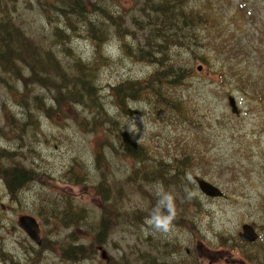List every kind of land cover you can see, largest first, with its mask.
Instances as JSON below:
<instances>
[{
  "label": "trees",
  "instance_id": "obj_1",
  "mask_svg": "<svg viewBox=\"0 0 264 264\" xmlns=\"http://www.w3.org/2000/svg\"><path fill=\"white\" fill-rule=\"evenodd\" d=\"M16 1L0 0V81L7 87L8 95L22 106L27 120L19 122L4 106L0 137L22 140L27 130H33V138L40 134L49 143V135L41 125L43 118L57 126L72 119L85 131L104 134L106 145L102 142L96 150V166L92 168V174L100 175V181L90 190L103 207L100 229L104 223L106 229L111 226L114 216L125 214L129 220L126 202L118 197L121 187H135L137 196L144 194L150 203L157 199V192L145 190V185L159 184L163 190L175 185L179 189L177 184L188 174H207L205 157L210 144L200 136V127L204 119L209 123L212 120L199 104L190 101L189 95H183L180 88L192 85L190 77L196 73L193 63L204 59L202 54L207 51L201 50L205 46L204 39L210 41L211 31L217 25V12L211 7L213 1L217 9L225 13V0H34L40 15L52 25L37 33L29 31L31 26L27 22H20ZM229 1L228 8L232 9V1ZM11 3L15 15L9 9ZM262 11L264 1L256 0L250 14L254 17L252 30L264 26ZM218 32H221L220 39L223 33L229 39L222 44L230 47L227 60L231 62L240 54L241 32L228 23L222 24ZM74 37H83L93 43L86 59L76 51ZM113 41L118 45V59L107 54L104 48ZM122 58L136 65L145 64L152 70L142 76L115 74L120 77L109 85L110 94H104L100 86L101 70L119 66ZM227 76L242 78L233 65L228 68ZM221 77H224L223 72ZM258 88L259 85L253 83L250 90L260 92ZM29 91L31 96L27 94ZM33 91L46 95L36 109L44 116L35 119L24 108L33 97ZM143 100L152 120L158 119L162 124L181 129L180 134H175L163 148L137 141L126 130L125 118L139 113L131 103ZM220 121L224 125L233 123L230 117H222ZM166 136L168 139L169 133ZM50 143L57 146L55 142ZM28 155L39 156L33 145ZM25 157L21 149L0 146V180L11 195L10 203L34 181L55 186V182L50 181L52 173L28 167L23 161ZM121 157L131 164L132 171L124 174V181H117L111 167L125 163ZM85 173L83 168L79 172L76 167L68 166L63 176L66 180L81 181ZM46 193L54 195L51 190ZM188 199L186 205H192V200ZM55 201L56 208L43 207V211L61 209L62 220L71 224L68 202L63 198H55ZM17 202L23 199L18 198ZM146 208L152 210L149 205ZM81 213L85 218L89 216L85 210L81 209ZM99 235L102 238L105 233L100 231ZM76 249L78 254L85 251L86 256L96 252V248L89 250L83 246ZM146 262L156 264L155 259ZM163 264L168 263L164 261Z\"/></svg>",
  "mask_w": 264,
  "mask_h": 264
},
{
  "label": "rangeland",
  "instance_id": "obj_2",
  "mask_svg": "<svg viewBox=\"0 0 264 264\" xmlns=\"http://www.w3.org/2000/svg\"><path fill=\"white\" fill-rule=\"evenodd\" d=\"M10 11L12 12V14L15 15L14 9ZM16 14L19 17L24 16L25 22H27L31 26L30 30H32L35 33H37L38 30L42 31L43 29L46 28L43 19L40 18L39 16L40 9L37 3L30 4L29 11H25L24 7H17ZM75 46H77V48L83 55L87 54L88 46L86 45L85 42L83 41L75 42ZM211 57H213V55ZM118 58L119 57L115 59H118ZM143 69L146 70L147 67L142 66V65H136L132 62H129L126 58H122L120 60V65L114 68L116 72L132 74V75L134 73L136 75L140 74L141 72H143ZM210 74L211 76H213V71H211ZM113 75H114L113 69H105L103 71L102 85H104V87H106L105 86L106 82L110 81ZM104 76H106V78ZM234 93L236 95L240 94L239 91H234ZM27 94H30L29 96H31L32 93H30L29 91L27 92ZM32 96L33 97L32 98L30 97V99L28 100V105L24 107L25 110L29 111L30 114L32 113L34 116V119L38 117H43L44 115L41 112L36 111V109H37V106L39 105V101L45 100L44 97H46V95H44L41 91H33ZM7 98H8V95L6 93V90L4 89V87L0 85V108L2 104L7 100ZM143 102L145 103L144 100ZM12 108H13L12 111L16 114L17 118L22 122H26L27 119L24 118L22 110L14 106ZM141 116L142 115H135L133 117H128L126 118V123H127L128 128L132 127L134 129L132 131L134 135H136L137 137L141 136L145 138L148 127L146 124L147 122H145L144 119L141 118ZM43 120H45V118H43ZM46 130L49 133L53 132L52 136L57 137V139L58 138L61 139V142H57L58 148L54 147L53 145H49L45 143L41 136L37 138H32L31 135L28 133H25L22 140H18L16 141V143H13V142L8 143V142L0 140V146L3 145V146L11 147V148H17L19 144V146H21L22 148L21 150H23L24 153L27 154L31 145H33L39 154V156L34 157L35 162L33 163V165L36 166L38 169L41 167H46L52 171L61 172V168L69 160V156H70L69 154H71L73 151L74 152L79 151V152L84 153L85 160L87 161L89 165L91 164L90 163L91 162V159H90V142L91 141L88 137L84 136L78 129L72 126L71 123L69 122L68 124L64 123V128L60 130L51 129V128L46 129ZM69 142L72 143L71 146L68 145ZM23 161L27 163L25 159H23ZM112 168L113 167H111V169ZM62 185L64 186V189H66V191L70 192L73 195V197L76 199V201L78 202L80 206H84V207L86 206L87 208L89 207L88 209H92L93 213L98 214V211H96L98 209L96 202L85 192L84 187L79 186V185L78 186L65 185L64 183H62ZM250 188L251 186L247 185V187L245 188L246 192H249ZM179 190H183V187L181 186L180 188L179 186ZM195 191L197 194V198L199 202H201V206H202L201 211H199L196 215L198 230L200 232V224H201L202 230L205 231L204 232V234L206 235V237L204 236L205 240H216L217 234L229 235L231 233H236L237 230L241 227L243 220L256 219L258 223L264 224V215H263L262 209L258 208L256 210V213H253V210H250V211L247 210V208L245 207L247 200L245 198L239 201L238 203L239 207H237L236 206L237 204L228 198L227 199H211V198L206 197L201 191H199V189ZM253 191L257 194L258 193L264 194V186L258 185L256 188L253 189ZM20 197L21 199H23L24 204H19V203H18L19 205L16 204L14 211H8L5 213V210L2 211L0 207V238L5 237V240L1 241L0 244L6 245L8 243L13 253L24 256L22 250L20 249L19 244L17 243V239H18L17 235L8 233V231L15 232L12 229L13 222L15 223L17 221L20 214H24L26 212L30 213L28 209L34 208V205L39 204L40 200L43 199L42 201L45 206H50V204L53 205L54 203L53 201L51 202L50 200L51 198L55 201V198L61 199L63 197L48 195L46 191L42 189L39 183L32 184V187L30 189H27L25 192L23 191ZM188 198H186L185 196L183 197L175 196L174 197V206H175L174 214H177L178 212H183L187 208H189V206L186 205V202H188L189 200ZM63 199L65 201H70L73 206V202L71 200L67 198H63ZM8 200H9V196H7L4 190L3 184L0 182V202L2 203V207H3V204L7 203ZM56 201L54 203L55 206H56ZM155 201L156 200H152V202L148 204L151 209L153 208ZM72 206L70 207L68 213H72V208H73ZM251 206H257V204L251 205ZM61 207L62 205L60 206V208ZM190 213H191V217H195V212L191 211ZM254 214L255 216L251 217ZM70 215L72 216V220H78V221L82 220L83 221L86 219L84 217V214L81 213V209L77 210L76 212ZM126 220L127 219H126L125 214L121 216H114L112 217V221L110 222L111 226H107L111 228V230L109 231L108 237L111 236L113 233L114 234L112 238L106 244V248H107L106 250L109 255L116 257L120 264H128V263L141 264L140 261L134 262L136 257L137 258L141 257L146 260L154 259L153 256L156 253L163 251L164 249H167L169 247L168 243L165 241H150L151 243H144V244L139 245V244H136V243H139V241L136 240V243L133 244V242H135V239L134 237H132V235L125 234V232L122 229H117V227H115V223H119L122 226L124 225ZM130 224L131 223L125 226H122V228L130 226ZM185 231L184 230L180 231L178 229H175L172 232V234L175 236H180L181 241H183V243H186L187 240L189 239V234L186 233ZM49 232L50 231L48 230L47 233ZM43 233L45 232L43 231ZM66 233H67L66 230L62 229V232L59 235H57L56 238H62L66 235ZM125 236L128 238L127 241H124ZM94 237L96 238L95 241H94ZM99 238H100L99 234L93 237L91 235H87V237H84L82 240L86 242V245L89 248H91L93 243L96 242ZM74 245H78V244H74ZM209 249L213 250L211 248H207L205 245L204 247L200 248V252L202 255H204L205 253L206 254L211 253ZM172 254L173 253L170 252L165 256L166 263L169 262L170 258L172 257ZM85 257L86 255L84 257L79 258L77 261L69 260L73 262V263H69V262L61 261L58 257H55L52 252H46V259L43 261L42 264H101L99 262V259H101L100 254L98 255L97 259L82 261Z\"/></svg>",
  "mask_w": 264,
  "mask_h": 264
},
{
  "label": "clouds",
  "instance_id": "obj_3",
  "mask_svg": "<svg viewBox=\"0 0 264 264\" xmlns=\"http://www.w3.org/2000/svg\"><path fill=\"white\" fill-rule=\"evenodd\" d=\"M132 127L129 131H133ZM174 217V197L163 189H157V199L151 210L149 218L146 220L148 227L156 232L168 233L170 224Z\"/></svg>",
  "mask_w": 264,
  "mask_h": 264
},
{
  "label": "bare ground",
  "instance_id": "obj_4",
  "mask_svg": "<svg viewBox=\"0 0 264 264\" xmlns=\"http://www.w3.org/2000/svg\"><path fill=\"white\" fill-rule=\"evenodd\" d=\"M30 1V0H29ZM17 2V7H23L22 5H24V1L23 0H17L16 1ZM9 9L10 10H12V9H14V7H13V5H12V3L10 4V6H9ZM43 17V16H42ZM86 52V51H85ZM88 52V51H87ZM85 54V53H84ZM86 55V54H85ZM153 68H154V66H153ZM132 70V69H131ZM143 71H145L144 69H143ZM139 72H141V71H139ZM135 74V73H134ZM105 75V74H104ZM105 78H106V76H104ZM109 77V76H108ZM104 78V79H105ZM103 79V80H104ZM108 100V99H107ZM108 102H110V100L108 101ZM112 102V101H111ZM110 102V103H111ZM107 103V102H106ZM105 103V104H106ZM107 107H110V106H107ZM113 107H114V104H113ZM134 115V114H133ZM43 120V119H42ZM91 163V162H90ZM27 164V166H28V163H26ZM28 167H30V166H28ZM39 182H37V181H34V183H32V184H38ZM28 188H26L25 190H24V192L27 190ZM20 199H21V197H20ZM22 200V199H21ZM43 200V199H42ZM51 200V202L53 201L54 202V200L51 198L50 199ZM105 201V200H104ZM24 202V201H23ZM23 202H21V203H19V202H17V203H19V204H22ZM68 202V207H67V210H69L70 209V207L72 206V204H71V202L70 201H67ZM105 203H106V201H105ZM24 204V203H23ZM190 205L191 204H189V205H187V206H189V208H190ZM50 206H53V207H55L54 205H52V204H50ZM192 206V205H191ZM86 207V206H85ZM56 208V207H55ZM89 208V207H88ZM98 208V207H97ZM97 211V210H96ZM70 217H71V219H72V216L70 215ZM2 218V217H1ZM73 221H75L76 223H81V222H83L82 220L81 221H78V220H73ZM130 220H126V222L124 223V225H122V226H125V225H127L128 224V222H129ZM117 226H120V227H122L119 223H115V227H117ZM111 230V228L110 227H108L107 229H106V225H105V223L103 224V228L101 229V231H103L104 233H105V236L104 237H102V238H100V239H98L96 242H94L93 243V245L91 246V248H98L107 238H108V234H109V231ZM184 231H185V229H183ZM90 237V236H89ZM147 243H151L150 241L149 242H147ZM80 246L79 245H73L71 248H69L68 250H67V253H66V255H67V258H68V260H73V261H77L79 258H81V257H84L85 255H86V253H85V251L82 253V254H78L77 252H76V248H79ZM76 249V250H75ZM173 255V254H172ZM125 257V256H124ZM125 259V258H124ZM123 259V260H124ZM123 263V262H122ZM125 263V262H124ZM128 264H130V263H128Z\"/></svg>",
  "mask_w": 264,
  "mask_h": 264
},
{
  "label": "water",
  "instance_id": "obj_5",
  "mask_svg": "<svg viewBox=\"0 0 264 264\" xmlns=\"http://www.w3.org/2000/svg\"><path fill=\"white\" fill-rule=\"evenodd\" d=\"M199 185L201 189L208 194H213V195L220 194V192L216 188L212 187L204 180H199ZM20 223L24 226V228L27 230V232L30 234L32 238H34L37 242H40L38 238V225L34 218L30 216H22L20 218ZM246 234L248 238H252V239L255 238V235L250 228L247 229ZM103 256L106 257L105 252H103Z\"/></svg>",
  "mask_w": 264,
  "mask_h": 264
}]
</instances>
